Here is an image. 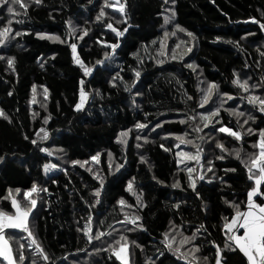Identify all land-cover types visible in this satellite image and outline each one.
Listing matches in <instances>:
<instances>
[{"label":"trees","instance_id":"obj_1","mask_svg":"<svg viewBox=\"0 0 264 264\" xmlns=\"http://www.w3.org/2000/svg\"><path fill=\"white\" fill-rule=\"evenodd\" d=\"M24 4L26 8L15 6L19 13L15 17L0 7V28L9 19L23 21L11 24L13 31L0 46V56L5 57L0 59V110L4 112L0 116V157L4 158L0 161V211H13L12 198L29 207L30 200L23 193L33 183L46 191L32 197L37 204L27 220L31 237L17 229L4 232L14 262L122 264L114 251L127 245L129 264H216L218 245L221 264L225 260L226 264H247L238 249L223 250L228 241L224 224L237 210L246 208L247 193L255 187L241 159L259 153L254 145L264 129V112L247 99L249 95L264 98V29L260 27L264 0H176L175 4L171 0H126L124 15L118 8L105 7L104 0H42L40 4L24 0ZM102 7L106 14L97 20ZM169 8L176 15L166 24ZM109 23L128 31L118 38L107 27ZM176 24L186 31L176 29ZM169 28L182 33L186 41L192 38L194 47L188 57L157 63ZM85 29L87 34L82 35ZM15 31L27 34L15 36ZM72 43L85 66H96L93 74L85 75L74 62ZM116 43L120 46L115 54L106 58L105 53L112 51L108 45ZM9 57L14 58L11 67ZM97 61L103 63L96 65ZM117 73L123 80L117 78L113 83ZM237 75L256 87L245 93L232 83ZM199 78L218 86L213 89V100L217 95L226 100L216 123L199 115ZM82 87L88 96L78 110L75 106ZM235 112L244 115L237 119ZM137 123L147 127L136 128ZM221 126L240 132L241 138L219 132ZM41 129L47 131V139H40ZM124 131L129 134L120 139ZM177 137L191 143H181ZM197 146L202 156L195 175L204 179L194 190L186 169L195 160L180 162L186 157L177 153L196 155ZM236 149L241 151L240 159ZM97 153V175L72 163ZM49 162L58 170L44 175L43 166ZM117 164L123 167L117 170ZM253 173L258 174V169ZM98 176L104 179L102 188ZM129 181L132 192L127 190ZM177 181L179 187H173ZM97 188H101L99 197L95 196ZM260 190L264 191V184ZM121 199L124 204L119 203ZM254 200L261 203L264 197ZM136 217L135 224L128 221ZM86 225L91 229L88 234ZM165 233L178 252L168 249ZM33 237L43 253L36 244L28 246ZM185 238L187 242L182 243ZM21 252L26 258L23 262ZM0 264H6L1 257Z\"/></svg>","mask_w":264,"mask_h":264},{"label":"snow or ice","instance_id":"obj_2","mask_svg":"<svg viewBox=\"0 0 264 264\" xmlns=\"http://www.w3.org/2000/svg\"><path fill=\"white\" fill-rule=\"evenodd\" d=\"M42 2V0H35L36 4H40ZM91 2V0H90ZM165 3H168V0H164ZM126 3V0H125ZM125 3H121V0H104V6L105 7H111V8H118L119 12L124 15L125 14ZM172 4L176 3V0H171ZM16 5H19L21 8H26L27 5L24 4V0H0V7H6L7 8V12L9 13L10 16L15 17L17 15H19V13H17L16 11ZM169 12H171V16H165L164 20L165 23H169L171 19H174L176 13L175 10L170 8L168 9ZM26 14V13H25ZM105 11H104V7L101 8L100 13L97 15L96 19L100 20L104 15H105ZM253 20H255V18H252ZM23 23V21L21 20H13V19H9L6 23V25L3 28H0V46L5 44V38L6 35L8 33H11L13 30L11 28V24L12 23ZM256 23H260L259 21H255ZM108 28L112 29L113 32H115L116 37H123L125 35V33L128 31L127 28H125L123 31H120L117 28H114L112 26L111 23H109L107 25ZM176 29H178L181 32H185L186 30L184 28H182L179 24H176ZM261 29H264V24H260ZM75 29L70 28V32L71 33H75ZM15 36H21L22 34H27V33H22L20 31H15ZM87 34V29H85L82 33V35H86ZM167 35V33H165ZM173 35H175V32L172 33ZM37 36L41 37V38H49L52 40H60L59 36H50L47 33H36ZM188 36H193V33L188 32L187 33ZM217 39H220L219 37ZM64 42V41H61ZM229 43H233L231 41H229ZM237 46H238V42ZM111 48V53L106 52L105 53V57L109 58L110 56L115 54L116 49L120 46L118 43L116 44H111L108 45ZM71 48L72 51L74 53V62L77 64H80L81 67L84 70L85 75H89V74H93L94 72V68L96 67L95 65L92 67H87L83 64V62L75 55L76 53V44L72 43L71 44ZM188 51L191 52L192 48H188ZM262 55H264V53H262ZM0 59H5V57L0 56ZM172 59H176V56L173 55ZM14 62V58H7V63L8 65L11 67L13 65ZM162 60H158L157 63H162ZM103 61H97L96 65H100L102 64ZM187 67L189 68H193L194 69V65L193 64H189L187 65ZM135 76L138 78L140 77V72L134 70ZM119 78L120 80H123L122 77L119 76V74L117 73V75L115 77H113V83L115 82V80ZM232 83L234 85H238L239 88H241L245 93L249 92V88L252 87H256V85H249V81L247 79L241 81L237 75V77L235 79H233ZM81 84H83V81H81ZM214 88H218L217 85L213 84H209L205 96L203 97V103H207L209 97L212 95L213 89ZM125 90L128 91L129 89L127 88V86H125ZM225 96H227V94H223ZM88 93L84 91V88H81V100L79 103L76 104V109H81L84 106V103L87 99ZM228 99H232L231 96H227ZM248 102L250 104H256L258 103L260 105L259 111L260 112H264V98L262 97H258V96H254V95H249L247 97ZM201 104V106H202ZM223 107V101L221 102L220 106L215 109V111L209 113L207 116L205 115H201V119L202 120H206L208 121V123H211V117L213 116H217L220 109ZM237 116V119H239L240 116H243L244 113L243 112H235L234 113ZM0 116H4V112L3 110H0ZM6 118V117H5ZM194 119V117H193ZM248 119H255L252 116H249ZM47 121H45L46 123ZM185 121H181V123H184ZM248 121L245 120L244 123L246 124ZM136 128H146L147 125L146 124H142V123H137L135 125ZM156 127H161L160 124H157ZM205 127H207V124H205ZM240 127H243L242 125H240ZM197 131H199L200 129H196ZM41 131L43 132V136L40 137L41 140L43 139H47L48 137V133L47 131L41 129ZM130 131V130H129ZM219 132L221 133H229L231 136L235 137L237 140H239L241 138V133L238 131H233L232 128L229 127H225V126H221L218 129ZM249 133H251V129L248 130ZM128 131H124L121 133V136L123 137H127L128 136ZM27 139V137H25ZM137 139H140V137H137ZM177 139L180 140L181 143H191V141H185L183 137H177ZM145 141L147 142V138H145ZM122 143L126 142L124 140L121 141ZM33 144H37L36 140L32 141ZM139 147V145H137ZM220 147H223L222 145H219ZM163 147V145H162ZM254 147H258L259 148V153L256 155L251 156L249 159L244 160L241 159V163H243L245 165V167L247 168L248 172H249V178L250 179H254L255 180V187H253L252 189H250L247 193V198H248V205H247V210L246 211H239L237 210L235 215H233L230 219V222L225 223L224 224V228L228 230V241H232V244H229L228 241L225 242L224 245V251H228V252H235L237 249L239 250L240 253L243 254V256L246 258L247 260V264H264V202L261 203H256L255 200L253 199L254 196L256 197V199H260L261 197H264V191L260 190V187L262 184H264V129L260 130L259 132V141L257 145H254ZM40 151L43 152H47L49 155H52V152L47 149V148H41ZM100 154L97 153V155L92 156L91 159L93 161H97L98 160V156ZM108 155L111 157V153H108ZM178 156L183 155L184 157H186L187 159H192V160H196L197 163H199L200 160V155L199 152H197L196 155H190L189 153H177ZM235 155L237 157V159L241 158V151L240 149H236L235 150ZM3 157H0V161H3ZM142 161L144 160V157L140 158ZM219 159H223V156L219 157ZM73 164H80L81 167L84 166L83 163H81L80 161H72ZM86 163V162H85ZM179 163V161H178ZM209 165H211V162L209 161ZM44 170L45 173H48L49 171L56 169L58 166L56 164H52V163H46L44 166ZM110 169H111V164L109 165ZM123 165L117 164L116 165V169L119 170L120 168H122ZM253 169H258V174H254L253 173ZM209 171H212L211 167H209L208 169ZM232 171H235L234 169H232ZM188 172V179L190 181V186L195 190L196 188V180L200 179L203 180L204 176L200 175L199 177H193L192 173L194 172V169L189 167L187 169ZM97 179L100 180V185L101 188L103 187L104 184V179L101 177H97ZM223 182V180H222ZM173 187H179V181H177L176 183H174L172 185ZM101 188H97L95 190V196L99 197L101 194ZM127 190L129 192L133 191V185H132V181L128 182L127 185ZM39 191H46V189H40L38 188V186L36 185V183H33V185L31 186L30 189H28L27 191H25L23 193L24 197L26 198H30V194L31 193H37ZM11 192L12 190H9V196L11 197ZM16 192L19 193L20 189H16ZM135 194V193H133ZM137 200H139V197H137ZM120 204H124L125 201L123 199H121L119 201ZM225 203H229L228 201H225ZM37 201L35 199H30V206L29 207H21L20 204L17 202V200L15 198H12V207L15 209V214L14 215H9L8 213L4 212V211H0V257H3L5 260H7L9 262V264H14V260H13V254L10 248L7 247L6 244L2 243L3 242V232L4 230L7 229H22L25 233L28 234L29 237L32 236L31 231L29 230L28 226H27V220H28V216L29 213L32 212V209L36 207ZM175 207H179V205H176ZM232 207L234 208H239L238 205L233 204ZM127 218V217H126ZM139 217H136V219L131 220V223L135 224L136 220H138ZM89 220H91V217L89 218ZM138 227H142V225H138ZM204 225H200V228H203ZM243 230L242 235H239L237 233L240 232V230ZM199 231V230H197ZM85 232L86 234L91 232L90 227H88V225L85 226ZM103 233H100L98 236H96V239H99L100 236H102ZM165 235V240L167 241V247L169 250H172L175 252H178L179 249H172L171 248V244L172 241L168 240L167 237V233L164 234ZM196 233H193V237L191 239L195 238ZM93 239V237L91 235H89V240L91 241ZM174 239V238H173ZM188 238H185L184 241H182V243L187 242ZM32 244H36L35 238L33 237L31 243L28 245L29 247L32 246ZM23 247V246H21ZM37 249L43 253V249L40 248L39 244H36ZM99 251V249L97 250ZM124 251V246L122 245L120 250L118 251H114L115 256L118 259L123 260L124 257L121 255V252ZM195 251H199L198 248L195 249ZM221 248L216 245V264H221ZM164 253L161 252L160 255H163ZM181 258H183V254H181ZM25 256L23 255V252L20 253L19 255V260L21 262H23L25 260ZM43 259L44 260H48L49 257L44 254L43 255ZM206 259V258H205ZM32 264H36L35 259L32 260ZM225 264H226V260H225Z\"/></svg>","mask_w":264,"mask_h":264},{"label":"rangeland","instance_id":"obj_3","mask_svg":"<svg viewBox=\"0 0 264 264\" xmlns=\"http://www.w3.org/2000/svg\"><path fill=\"white\" fill-rule=\"evenodd\" d=\"M173 32H175V35L172 34ZM166 33H167V35L166 34L164 35L163 41L161 42V45H160V52H159V55H158L159 59L162 60V61H164V59L171 58L172 57L171 56L172 54L176 56V59H179V58H182V57H184V58L185 57H188L189 54H190V52L188 51V48L190 47V48L193 49L194 44H195L194 41H193V39L190 38L188 41H186V37H184V35L182 33H180L179 31H177L176 29H172V28H169ZM72 55H73V59H74V53H73V51H72ZM75 55L77 56V51H76ZM198 80H199V82H198L197 88H198V94H199V105L201 106L202 101H203V97L205 96V93H206V90H207L209 84L208 83H205L203 81V79H201V78H199ZM213 96L214 95H213V92H212V95L209 97L207 103H203L202 104V106H201L202 108H201V111L199 112V115H205V116H207L209 113L215 111L216 106H220V104H221L222 101H223V107H224V104H225L226 100L223 97L219 96V95H217L215 97V99L213 100ZM80 100H81V91L79 93V102H80ZM212 100H213V102H212ZM256 104L260 108V105L258 103H256ZM211 120H212L211 123L218 122V119L216 118V116L211 117ZM124 138L125 137H123V136L120 137V139H124ZM118 141H120L119 138H118ZM189 154L190 155H193L192 152H189ZM201 156H202V153H201ZM186 160H187V158H183V159H180V162L182 161L184 163ZM80 162L84 164V166H83L84 168L88 169L89 171H92L94 174L97 175V171L95 170V165H96V163L98 161H93L90 158L89 160H84V161L80 160ZM195 163H196L195 165L188 166V168L191 167V168L194 169V172L192 173V176L194 178L200 176V175L199 176H196L195 175V171L196 170H200V168H196V166L200 163V160H199V163H197V161L195 160ZM187 169H186V172H187ZM57 170H58V167L56 169H53V170L49 171L48 173H45V170H44V167H43V173H44V175L53 174ZM187 174H188V172H187ZM199 181H200V179H197L196 180V184ZM189 186H190V181H189ZM33 196H34V193H31L30 194V198H26V197L25 198L29 201L30 199H32ZM11 202H12V200H11ZM20 206L22 207L21 204H20ZM6 213H8L9 215H14L15 214V209L13 208V211L12 212H6ZM134 219H136V218H130V219H128V221L131 222V220H134ZM6 230H8V229L6 228L4 230V232ZM17 230H21L22 231V229H17ZM4 232H3V242L2 243L6 244L7 247L10 248L9 242H8V240H7ZM121 246H119L115 251L120 250ZM123 246H124V251L121 252V255L124 257V259L123 260L118 259V258L117 259L122 264H129V256H128V253H127V245H123ZM1 258L6 262V264H9V262L7 260H5L3 257H1ZM14 264H16V263L14 262Z\"/></svg>","mask_w":264,"mask_h":264},{"label":"crops","instance_id":"obj_4","mask_svg":"<svg viewBox=\"0 0 264 264\" xmlns=\"http://www.w3.org/2000/svg\"><path fill=\"white\" fill-rule=\"evenodd\" d=\"M253 199H255V196H254V198ZM256 202V201H255ZM257 203V202H256ZM247 205H248V198H247V202H246V208L244 209V210H242L241 212H243V211H246L247 210ZM242 233H243V230L241 229L240 230V232L239 233H237V234H239V235H242Z\"/></svg>","mask_w":264,"mask_h":264},{"label":"water","instance_id":"obj_5","mask_svg":"<svg viewBox=\"0 0 264 264\" xmlns=\"http://www.w3.org/2000/svg\"><path fill=\"white\" fill-rule=\"evenodd\" d=\"M196 152H199L200 158H201V151L199 150L198 146L195 148Z\"/></svg>","mask_w":264,"mask_h":264},{"label":"built area","instance_id":"obj_6","mask_svg":"<svg viewBox=\"0 0 264 264\" xmlns=\"http://www.w3.org/2000/svg\"><path fill=\"white\" fill-rule=\"evenodd\" d=\"M22 232L25 234V235H28L27 233H25L23 230H22Z\"/></svg>","mask_w":264,"mask_h":264}]
</instances>
